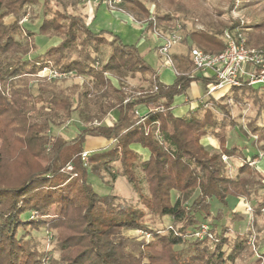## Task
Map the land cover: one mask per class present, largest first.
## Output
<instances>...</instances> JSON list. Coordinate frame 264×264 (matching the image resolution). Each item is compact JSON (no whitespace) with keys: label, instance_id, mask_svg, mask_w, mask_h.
<instances>
[{"label":"trees","instance_id":"16d2710c","mask_svg":"<svg viewBox=\"0 0 264 264\" xmlns=\"http://www.w3.org/2000/svg\"><path fill=\"white\" fill-rule=\"evenodd\" d=\"M41 1L46 11L51 10L52 1L62 9L48 15L44 12L37 23H20L28 16L29 5L34 8ZM80 2L0 0V136L12 149L19 143L24 151L47 159L45 165L28 167L23 178L12 182L7 169H3L8 164L6 144L0 148V264H234L247 236L237 234L232 239L226 233L228 226L219 228L213 220L221 219L226 208L232 218L241 219L234 208L247 198L254 199L253 210L261 214L264 173L243 156L245 145L227 148L226 134L228 128L238 124L232 117L233 103L243 100L249 90L247 99L257 107L249 127L262 139L259 133L264 131V123L258 124V120H264V87H232L228 91L231 93L224 95L228 99L225 102L209 96L206 102L213 108H206L203 115L204 103H198L188 116H175L171 111L175 96L187 95L193 81L200 82L205 95L218 82L211 74H191L189 49L198 45L207 51H222L226 46L220 37L222 30L191 28L181 16L183 41L189 49L187 54L173 56L178 74L168 84L160 80L136 43H126L106 29L92 31L80 13ZM165 2L167 12L154 13L141 0H121L115 5L136 20L146 21L143 32L147 33L155 27H168L172 19L168 9L182 3ZM153 3L161 5L160 0ZM8 16L13 21L6 22ZM253 26L254 32H243L246 44L264 52V23ZM227 30L239 33L234 25ZM41 35L46 39L57 36L61 41L25 58ZM48 68L52 73L88 76L95 83L82 89L78 85L68 88L57 84L62 77H53L40 78L35 89L30 87V78ZM127 72L148 73L150 89L139 96L132 94L125 102L123 88L117 87L107 73L121 82ZM74 89L78 90L75 95ZM142 106L149 108L144 114L140 112ZM159 106L163 109L158 110ZM91 107L101 118L114 112L117 120L111 126L90 122L71 138L51 134L50 125L61 124L74 112ZM27 118L33 121L29 127H21ZM89 135L117 141L109 150L90 153V167L81 156ZM206 135L220 140L219 150L206 148L201 141ZM133 145L147 149L149 157L143 160ZM225 153L244 159L236 172L223 160ZM119 156L139 203L102 194L94 187L92 177H99V168ZM31 211L35 213L33 218ZM149 216L158 218L163 227L152 228ZM166 219L179 222V226L167 224ZM207 219L211 220L209 228L199 237L197 233ZM42 228L58 231L61 254L48 263L42 242L32 234ZM135 229L149 230L152 239L137 240L125 234Z\"/></svg>","mask_w":264,"mask_h":264},{"label":"rangeland","instance_id":"374dc122","mask_svg":"<svg viewBox=\"0 0 264 264\" xmlns=\"http://www.w3.org/2000/svg\"><path fill=\"white\" fill-rule=\"evenodd\" d=\"M98 1V0H97ZM136 1V0H132ZM144 1L147 6L150 8L151 13L156 12L157 10H160L161 12H167L166 9V2L168 0H160L161 5L158 6L156 3H153V0H141ZM181 5H173L168 9V12H171L172 19L170 23L167 25L168 27H158L162 33H166L170 29V26L173 24H181V16H184L186 18L187 25L191 28L197 29V30H205L208 28H213L215 30L220 29L222 32L220 33V37L222 38L225 31L227 30V27L230 25H234L235 28L242 34L246 31L248 32H254L253 30L254 23H264V0H181ZM90 2V1H89ZM93 4V2H92ZM182 4H185L183 6ZM36 6V5H35ZM181 6V7H179ZM80 7V13L82 15H85L87 17V10L85 7V4L82 3V1L79 3ZM51 10L46 11L43 9V2L41 1L38 6L32 8L29 5L28 16L22 17V19L19 21L24 23L34 24L37 23L39 20V17L41 14H44V12L48 14L53 13L57 8L62 9L61 5L56 4L55 2H51L50 4ZM70 9L72 10V5H70ZM111 9V8H110ZM86 13V14H85ZM13 21L9 18V16L6 18V22ZM139 23V24H138ZM138 23H134V26L140 27L141 25L144 26V23L147 24L144 20H138ZM130 30V29H129ZM134 35V39L137 38L139 33H133L132 31H129ZM182 35V29L180 32ZM243 36L246 38V36ZM263 33V31L261 32ZM146 35H144V32H140V36L145 37L146 40L145 43L142 45V47H138L140 53L143 55L146 62L155 70H164L166 67L162 66L160 64V60L158 57L159 55L156 53V47L158 46V41H156L155 38H153L152 35H154V32L150 31L147 32ZM246 34V33H245ZM43 37V38H42ZM45 36H42L40 38H37L36 46H32V51L30 54H28L25 58L33 57L34 55L40 54L46 46H44V42L47 41ZM57 37V36H56ZM60 38V37H59ZM132 38V37H130ZM61 39V38H60ZM128 39V38H124ZM133 39V38H132ZM140 39V37L138 38ZM55 39L50 40L48 44L53 43ZM34 41V40H33ZM61 41V40H60ZM125 41V40H124ZM128 41V40H127ZM127 43V42H126ZM131 43V42H130ZM135 44V43H134ZM183 45L184 41L183 39L177 43V45ZM47 45V44H46ZM188 45L186 44L185 52L187 51ZM254 48V47H252ZM257 50V49H256ZM106 53V49L103 51ZM261 52V51H259ZM78 53V51L76 52ZM185 53V54H186ZM264 54V52H261ZM184 55V54H183ZM43 71V72H42ZM42 71H39L36 76H32L30 78V87L35 89L37 87V84L40 81V78H53V77H62V79H59L57 81V84L70 88L71 86L78 85L80 89L86 87V84H94L95 80L91 79L88 76L84 75H77L76 73L73 74H63L58 76H53V73L51 69L48 68V70L43 69ZM176 74V73H175ZM192 75H195L196 73L192 70ZM177 75V74H176ZM107 76L111 79V81H114L119 87L121 86L123 88L124 92V101H130L132 98V94L139 96L144 94V91L146 89H150L149 84V74H143V73H132L127 72L123 76L121 82L117 79L116 76H114L112 73H107ZM113 78V79H112ZM32 85V86H31ZM241 87V86H240ZM254 89H261V85H255L253 87ZM230 89H227L226 92L221 95L219 91H214V93H209V90L206 94L207 97L214 96L212 94H215V99L220 100L222 102L227 101L228 99L225 94L228 93ZM78 90L74 89L73 93L74 95L77 94ZM249 90H247L246 93H243V100H240L238 103H233L232 108V117L235 118V120L238 122L236 127L229 128L227 130L235 129L236 134H239L242 136V138L246 139L248 142V146L250 148H256L260 149L261 153L260 156L256 159L255 158H246L250 164H258V167L261 166L264 169V166L260 163V161H264V131L262 133L260 132V136L262 139L258 138L255 134L252 133L249 124L250 122L255 118L257 113V107L252 99H247V95L249 94ZM261 92L264 93V90ZM247 99V100H246ZM210 102H206L205 104H208ZM42 103H39L38 106H41ZM204 105L202 107H204ZM45 107V106H44ZM215 107V106H214ZM45 109H50L48 106L45 107ZM216 112H219L218 110ZM110 113L114 112H107L102 118L98 116L97 110L94 108L89 109H82V112L77 111L73 113V117L70 120H65L61 124H52L50 125V132L52 135H58L63 136L65 138H71L73 137L83 126L86 124H89L90 122L92 124H108L113 125L115 123V119ZM112 116V117H111ZM39 120V118H38ZM61 118H58L57 121H60ZM30 121H33L32 119L25 120L21 127L27 128L30 125ZM93 121V122H92ZM259 123H264V120H258ZM2 124V122H1ZM19 130V129H18ZM234 132V131H233ZM21 135H25V133L18 131ZM42 134V132H39ZM229 135L228 131L226 134V138ZM4 137L0 136V148L5 147L6 144V161H8V164L3 169H7L8 177L10 178V181H16L25 176V173L28 169V167H36L45 165L47 163V159L44 157H35L32 153L30 154L27 151H24L20 146L21 144L17 143L16 145L12 146L8 145L4 139ZM16 143V142H15ZM23 146V145H22ZM36 151V148L33 147ZM247 148V147H246ZM86 150V149H84ZM83 150V151H84ZM225 158L223 157V160L227 162L229 166L232 167V170L236 172L237 168L234 165L233 161L231 160L230 156L225 154ZM121 157V156H119ZM234 165V166H233ZM69 166V165H68ZM86 166H91V162L88 161V164ZM103 166L99 168V172L101 171ZM69 168V167H68ZM72 168V167H71ZM69 168V169H71ZM262 170V169H261ZM264 173V170H262ZM101 173V172H100ZM97 185L94 184V187ZM117 186H120L122 191H127L128 186L125 179H121L117 182ZM103 189L106 191V189L111 190V186L108 183L103 184ZM125 198L122 196H118L123 201L128 203H139L138 197L130 199L129 196H126L128 194H124ZM247 202L254 206L253 202L255 203L254 199H243L240 201L239 205L235 206V211L237 212V215L241 216V219L237 220L235 218H232L233 214L227 212V208L225 209L224 216L221 219H215L213 220L215 224L219 226V228L223 225H227L226 233L228 236H230L232 239L239 234L240 236H247L246 243L244 247L241 249V251L236 256V259L234 261V264H264V208L261 214H258L253 210L248 211L245 209V204ZM55 208V207H54ZM35 213L31 211L30 216L33 218ZM149 221H151L152 228H162L163 225L160 222V220L156 217L151 218L149 216ZM203 219L202 217H200ZM167 224H173L175 227L179 226V222H168V219H166ZM209 224L211 220L208 219L204 221ZM32 234L39 238L42 242L43 248L46 252V256L44 257L45 263H48L51 258L56 257L58 258L61 254L60 248L57 245V237H58V231L56 229L46 230L45 228H42L40 230H33ZM125 234L129 237L136 238L137 240H144V239H152V234H149V230H142V229H135V230H128L125 231ZM149 234L147 237L146 235ZM226 250H229V246H225Z\"/></svg>","mask_w":264,"mask_h":264},{"label":"crops","instance_id":"0c3cea01","mask_svg":"<svg viewBox=\"0 0 264 264\" xmlns=\"http://www.w3.org/2000/svg\"><path fill=\"white\" fill-rule=\"evenodd\" d=\"M82 3L85 4L86 10H87V17L85 15H82L84 20L89 23V27L94 32H99L103 29L109 30L113 32L114 34L119 35L124 42L134 44L136 43L137 46L140 48L145 43L146 35L145 37L140 36V32L144 30V26L141 25L140 27H135L134 23H138V20H136L132 15L118 10V9H110L109 4L107 3V0H104L102 3H99L100 0H81ZM90 1V2H89ZM93 2V4H92ZM85 13V14H86ZM10 19H12L11 16H9ZM11 22V21H10ZM139 24V23H138ZM130 29V30H129ZM132 31L133 33H139L137 38L134 39V35L129 32ZM152 32V31H151ZM153 38L158 41V46L160 44V38L159 36H156L155 34L152 35ZM132 37V38H130ZM140 37V39H138ZM124 38H128L127 40ZM54 40L53 43L48 44L50 40ZM60 38L54 36L53 38H48L46 42H44L45 49L41 52L43 53L48 46L56 45L60 42ZM47 44V45H46ZM158 46L156 47V53H158ZM185 48L186 44L183 45H175L173 48V56L174 55H182L185 54ZM189 47H187L188 51ZM187 54V53H186ZM160 57V56H158ZM160 64L162 66H165L163 63V60L159 58ZM166 68L163 70H158V73L160 75V80H162L165 83H172L174 82L176 78V74L173 68L165 66ZM113 79V78H112ZM113 83L119 87L114 81ZM220 94L226 92V90H220ZM215 96V94H212ZM208 97L204 94L201 84L199 81H193L191 84V87L188 89L187 95H176L174 98V101L171 105V111L175 116L183 117L188 116L190 111L194 107L198 105V103H206ZM204 105V104H202ZM212 107L213 104L210 102L208 104H205L204 107H201V115L204 114V111L206 108ZM149 110L148 107L142 106L140 109V112L144 114ZM114 117L115 120H117V116L115 113H110ZM229 129V128H228ZM229 135L226 138V146L227 148H230L234 144L238 145H245L247 148L243 151L245 155H243L245 158H255L260 156L259 153H261L260 149L256 148H250L248 146V142L246 139L242 138L239 134H236L235 129L227 130ZM234 131V132H233ZM202 143L206 146L209 150H219L220 149V140L215 135H206L201 139ZM116 140H108L105 137L100 136H87L86 142L84 145V148L86 150L91 151V153L100 152L109 150L110 148L114 147L116 145ZM134 149L142 156V159H147L150 155L149 151L140 145H133ZM253 154H257L256 156H252ZM241 156L237 155H230L231 160L233 161L236 168H238L243 163V158H240ZM257 157V158H258ZM260 163L264 166V161H260ZM233 165V166H234ZM251 166H256L261 172L264 170L261 166L258 167V164H251ZM262 169V170H261ZM101 172V173H100ZM99 172V177L93 176L92 181L96 186V189L98 192L102 194H112L117 196L124 197V194H128L126 196H129L130 199L137 198L138 194L135 191V189L132 187L129 180L126 178V176L123 173V166H122V158L117 157L115 158L111 163H109L106 166H103L101 171ZM121 179H125L127 182L128 190L122 191L120 186H117V182ZM108 183L111 186V190L106 189L104 191L103 184ZM125 198V197H124ZM239 205V204H238Z\"/></svg>","mask_w":264,"mask_h":264},{"label":"built area","instance_id":"2783aa9c","mask_svg":"<svg viewBox=\"0 0 264 264\" xmlns=\"http://www.w3.org/2000/svg\"><path fill=\"white\" fill-rule=\"evenodd\" d=\"M121 0H107L109 7L113 10L117 9L116 3ZM151 18H153L151 16ZM169 28V27H168ZM181 24H173L166 33H162L158 27H155L153 32L160 38L158 53L165 66L174 69L173 48L179 41L183 39L180 33ZM223 38L226 46L222 51L211 52L204 50L198 45L191 46L189 54L193 64L195 73L211 74L218 80L209 88V93L214 91L227 90L232 87H240L245 84L250 86L261 85L264 87V54L246 44V38L240 32L238 35L225 31ZM48 70V69H46ZM42 71V70H41ZM175 73L178 71L174 69ZM43 72V71H42ZM64 74V73H63ZM62 75L61 72L53 70V76ZM223 95V93L221 94ZM162 110L163 106L157 107ZM112 117V116H111ZM91 151L84 150L81 154L82 159L87 163ZM225 158V155H223ZM72 166L69 164L68 166ZM245 209L252 211L251 205L247 202ZM209 224L203 222L200 231L197 235L203 237L207 232ZM147 237L149 234L146 235Z\"/></svg>","mask_w":264,"mask_h":264}]
</instances>
